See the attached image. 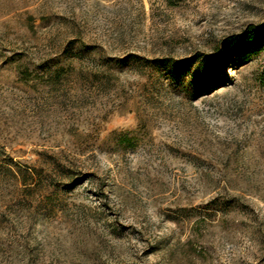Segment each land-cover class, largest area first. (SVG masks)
Returning a JSON list of instances; mask_svg holds the SVG:
<instances>
[{
  "label": "rangeland",
  "instance_id": "rangeland-1",
  "mask_svg": "<svg viewBox=\"0 0 264 264\" xmlns=\"http://www.w3.org/2000/svg\"><path fill=\"white\" fill-rule=\"evenodd\" d=\"M263 22L0 0V264H264V41L222 48Z\"/></svg>",
  "mask_w": 264,
  "mask_h": 264
},
{
  "label": "trees",
  "instance_id": "trees-1",
  "mask_svg": "<svg viewBox=\"0 0 264 264\" xmlns=\"http://www.w3.org/2000/svg\"><path fill=\"white\" fill-rule=\"evenodd\" d=\"M261 41H264V22L258 25L251 24L246 32L227 36L223 40L222 48L225 50V52L232 51L237 55L244 52L247 54V49L249 47H252ZM62 71L64 70H59L57 73V79L59 81H61L64 75Z\"/></svg>",
  "mask_w": 264,
  "mask_h": 264
}]
</instances>
